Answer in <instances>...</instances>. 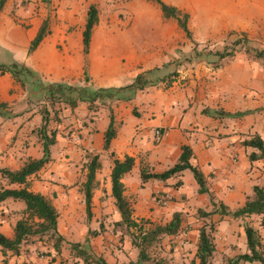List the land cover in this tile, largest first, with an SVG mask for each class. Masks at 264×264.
<instances>
[{"label": "crops", "instance_id": "0c3cea01", "mask_svg": "<svg viewBox=\"0 0 264 264\" xmlns=\"http://www.w3.org/2000/svg\"><path fill=\"white\" fill-rule=\"evenodd\" d=\"M21 1L5 0L0 9V46L13 50L15 43L19 42L23 46L21 47L23 53L17 60L48 82L61 81L71 84L81 81L83 66L86 63L87 85L119 86L120 83L116 76L124 74L132 78L140 70L159 67L171 57L174 49L186 40L176 22L172 18L162 16L152 36L146 39L140 34V28L149 25L144 24V21L139 23L137 19L138 16H144L147 13L146 10L153 11L152 6L145 4L147 9L141 14L134 7L132 0L127 2L110 0L111 2L106 5L108 10L112 11L115 7H120L130 14V17L127 21H122L121 28L103 29L98 13V21L91 33L88 53L83 56L81 30L86 7L93 3L99 9L105 1L47 0L49 3L42 4L35 0H28L26 3ZM186 2L176 7L187 11L189 18L198 7H201L203 16L212 21L209 24L217 26L229 25L242 28L246 21L244 12L252 9V2L249 0H186ZM43 19L48 21V32L36 48L26 54L25 47L35 35ZM145 21L149 23L148 20ZM98 42L101 43L102 52L106 53L100 65L93 61V48ZM189 49V46L184 44L181 51L188 52ZM229 63L223 64L215 71H210L208 68L201 71L200 75L205 74L208 81L203 79L198 81V68H187L169 86L165 87L159 82L138 90L126 102L114 104L113 118L116 134L110 141L108 150H101V135L107 120L102 121L101 128H96L95 133H90L88 129H85L84 131L87 132L85 138L94 139L97 150L93 154H97L99 162V167L95 172L96 184L93 191L96 192L98 188H103L107 196L106 200L112 199L113 201L110 195L111 157H109V152L112 151L114 157L118 159L129 155L133 157V165L127 173L122 175L121 182L124 188L123 195L132 208V218L134 220L136 218L154 220L160 209L170 207L173 213L172 202L165 199L164 206H160L157 204L159 199L156 194L168 198L174 192L155 185L149 191L146 201L133 198V193L137 192L140 184H145L141 182L137 174L142 165H146L149 172H161L167 169L176 162L180 146L183 144L191 149L192 155L189 162L202 172L205 185L214 200L224 204L228 210L232 211L241 207L246 199L251 198L253 186L264 190V159L249 160L248 155L258 153V151L251 146L241 144L254 133L264 140V97L260 100L257 95H264V82L260 84L259 89L254 90L250 86L251 92L246 88L232 91L231 87L225 86V83L238 81V76H227L228 72L233 69L228 66ZM233 66L238 67L239 70L242 68L237 64ZM95 68L101 70L97 73L98 77L97 74L95 76ZM184 77L188 80L180 81ZM195 83L196 86H194ZM258 90L260 93H257ZM25 93L26 90L13 81L9 74H0V101L5 102L8 106L7 110L13 114L8 122L0 115V167L10 170L18 169L28 158H38L41 155V144L35 131L41 124V114L38 111L40 106L25 104ZM79 105L80 102L74 108L80 107ZM13 108L16 110L13 111ZM61 109L64 112L62 105ZM211 109H218L225 113L237 111L249 113L239 117L203 113V110ZM132 110L136 114L131 112ZM156 128L161 131V139L152 144L147 141V138H153V130ZM103 159L107 161L105 165H103ZM44 166L37 173H42ZM184 170L175 177L166 179L162 184L173 189L171 184L176 179H180L182 183L181 177ZM33 175L27 178V189L41 193L48 198V183L32 181ZM22 186L23 184L8 183L0 176V189ZM52 189L59 192L56 187L50 188V191H53ZM200 195L207 197L206 194ZM23 208L24 204L20 200L6 198L0 202V233L6 237L12 236L13 225L23 215ZM114 211V220L118 221L119 216L115 207ZM236 218L244 219L248 222L247 225L257 229L260 241L264 244V225L259 226V221H257V219L264 220V214H248ZM243 227H241L239 237L242 253L246 251ZM129 248L128 245L127 249ZM97 251L107 264H127L128 262L125 254L127 250L118 249L115 258L107 255L105 243ZM127 254L129 257L132 256L134 250ZM24 257L25 255L10 257L8 263L17 264L23 261ZM28 257L32 262L26 260V264H43L32 253H29ZM2 258L0 249V264ZM246 263L254 262H243V264Z\"/></svg>", "mask_w": 264, "mask_h": 264}, {"label": "rangeland", "instance_id": "374dc122", "mask_svg": "<svg viewBox=\"0 0 264 264\" xmlns=\"http://www.w3.org/2000/svg\"><path fill=\"white\" fill-rule=\"evenodd\" d=\"M27 1L28 0H22L21 2L26 3ZM35 1H38L41 4L49 3V1L47 0ZM101 1H105V4L99 6L98 9L102 28H121L123 26L122 21H127L130 17V14H128L123 8L120 7H115L112 11H110L107 9L108 7H106V5L111 1ZM115 1L119 2V0ZM120 1L127 2L130 0ZM132 1L136 10L141 14L147 9V5L145 7V4H149L152 6L151 9H153V11L148 9L146 10L147 13L144 14V16H138L137 19L139 23L140 21H144V24L147 23V25H149L147 27L144 26L143 28H140V34L148 39L152 36L153 31L156 29L155 26L158 24L157 22L163 16L160 15V10L157 4L151 0ZM161 1L173 6L184 5L185 3H187L186 0ZM249 1L252 2V9L246 10L244 12L246 21L242 28L239 26H217L209 24L210 22L212 23V21L203 16L204 13L201 7H198V9L192 13L190 18L189 13L186 11L188 14L187 27L191 34V40L196 41L199 44L209 43L210 45L214 43L219 45L222 42H227L229 39L233 38L235 35H231L228 38L226 34L231 30H235L237 32H244L253 44L264 45V0ZM194 6L195 4L193 5V7ZM200 6L202 5L200 4ZM145 20H148L149 23ZM184 44L189 46V48H191L192 46L191 41L186 38L184 42L178 45L179 47L174 49L171 57L168 58L164 63H161L159 65V67H161V65L170 62L167 69L176 70L177 72L174 80H177V76L183 70L187 68H198V81L201 79H203L204 81H208V78L207 76H205V74L200 75L201 71H204L207 68L210 71H215L216 69H220L223 64H228V62H230L228 66H230V68L232 67L233 69L228 72L229 74H227V76H238V81L234 83H225V86L231 87L232 91H236L240 88H246L251 92V90L249 89L250 86L254 90L257 88L259 89L260 84L264 82V67L262 66V64L259 61H254L248 58L247 55L242 52V50L237 51L232 58H223L217 67H213L212 61L214 59L212 57H208L204 60H199L198 62H192L190 64L182 61L181 65H176L174 64V62L177 60H182V54L187 53V51H181V48H183ZM21 47L23 46L19 42L15 43L13 50L12 48L8 49L6 47L0 46V63L8 64L11 61L19 62L17 59L20 58L23 53V49ZM27 47H25L26 51ZM93 52V61L97 62L98 65H100L99 63L103 61V57L106 56V53L102 52L101 43L98 42L95 45V47L93 48ZM235 64L241 66L242 68L240 70L238 67L235 68L233 66ZM86 66V63H84L83 73L88 76ZM99 68L101 69V67ZM113 69L116 70L117 68ZM94 71L95 76L98 72H101V70L99 71L97 70V68H95ZM36 74L39 76V79L42 82V86L46 87L47 83H55L48 82L44 80L41 75H39L38 73ZM83 76L84 75H82L81 81H76L68 85L74 86L78 90L83 91L89 90L90 88L94 89L99 87L95 85L93 86L91 84L87 85V81ZM116 78L120 83L119 86L125 85L132 81L131 77L124 74L118 75L116 76ZM249 78L251 80H249ZM187 80L188 78L184 77L180 81L183 82ZM161 83L163 86L165 85L164 82ZM37 85L38 84L32 85V83H30L26 84L23 88L26 90V97L24 100L25 104L29 103L34 107L40 106L38 108L39 113H41V110H43L44 108L48 110L47 128H56V141L53 145L50 146L51 160L47 164H45L42 173H34L32 181H44L48 183L47 190L49 191L50 197L48 198L50 199L51 203L53 201L52 204L57 211L56 229L63 240L59 242L57 252L52 247L53 239H51L48 234H45L41 237L40 240H32L22 243L17 254L4 252V254H2L3 258L1 259V264H9L8 260L10 259V257H18L21 255H25L24 260L19 261L17 264H21V262L23 264H26V260L31 261V259L28 257L29 253H32L33 256L39 259L43 264H85L81 258L75 255V251L70 248L69 242H77L81 246L85 247L91 254L101 257L102 255L98 253L97 250L104 246L105 243L106 250L108 251L107 255L115 258L116 251L118 249L122 251L127 250L125 253L128 257L127 264H134L138 260V248L131 244V232L133 231V229H131L132 231L130 232V230L126 229L124 226L115 224L116 221L113 217L115 211L112 199L106 200L107 196L105 195V190L103 188H98V191L96 192L92 191V215L89 219H87L84 213L82 195V182L85 179L86 162L97 150L94 144V139L85 138L87 137V132H85L84 130L88 129V132L95 133L97 131L96 128H101L102 121L108 120L109 108L111 109L113 114L114 104H117L118 102H113L111 105L104 106L100 105L98 101H95L94 105L96 108L94 110L87 109L86 102H80V107L70 108L62 101L50 100L46 95L47 92L44 91L41 87L38 88L39 86ZM196 85L197 84L195 83L194 86ZM255 85L258 86L256 87ZM257 93H260V91L258 90ZM257 95L259 96L260 100H262V98L264 97L263 94ZM252 100L258 101L257 99ZM50 101L52 105L50 104ZM61 105L64 107V112L61 109ZM15 110L16 109L13 108V111ZM209 111L211 112V114H215L213 111L220 112L218 111V109H211ZM131 112L136 114L134 110H132ZM246 113L248 114L249 112L246 111ZM0 115L7 122L13 116V114H11L9 110H7V113H0ZM229 117L234 116L230 115ZM36 130L37 129H35V131ZM36 135L38 136L37 131ZM147 141L151 142L152 144L156 143V141H154V138H147ZM101 150L103 149L101 148ZM105 154H107L108 156L107 152H105ZM102 162L103 165H105L107 161L103 159ZM137 174L139 173L137 172ZM181 179L182 183L179 186L175 187L172 183L171 186L173 187V189H170L167 188L169 186L162 184V180L155 179L153 181V179L150 178L144 181V185L140 184L138 186L137 192L133 193V198H138L142 201H146L148 200L149 191L152 189V187L157 185L161 188H165L169 192H174V194L172 196H169L168 198L156 194L157 198L160 200L159 202H157V204L160 206H164V201L165 199H167L168 201L172 202L174 210L173 212H175L176 210L180 213V230L175 235L162 236L158 240L152 242L150 245L144 247L147 258L143 259L142 262L148 264H197V258L195 256L197 245V228L204 223L205 231L210 235L211 241L214 244V250L211 256L208 258L207 264H229V258H233L235 255L242 253V245L239 237L242 229L241 227L245 224H248V222H246L244 219H235L230 215H226L224 217V215L212 213L211 211L213 210V207L209 203L208 198L197 193V184L195 183L189 169H185L183 171ZM53 187L58 188L59 192H57L56 189H52L53 191H50V188ZM171 210L172 207L166 208L164 210L160 209L154 220L145 218L148 222L142 223L145 227L149 226V224H164L166 221H168L167 218L170 219L172 214ZM201 212H211V214L208 216H204L201 214ZM136 221H139V218H136ZM257 221L260 222L259 219H257ZM209 224H211L212 230L209 228ZM89 230H96L98 231V234L97 236L89 237L88 241L85 242L84 238L87 236V232ZM128 245L130 246L129 249H127ZM124 246H126V249L124 248ZM131 250H134V254L129 257L127 252ZM91 264L95 263L92 262ZM251 264L259 263L254 262Z\"/></svg>", "mask_w": 264, "mask_h": 264}, {"label": "trees", "instance_id": "16d2710c", "mask_svg": "<svg viewBox=\"0 0 264 264\" xmlns=\"http://www.w3.org/2000/svg\"><path fill=\"white\" fill-rule=\"evenodd\" d=\"M157 4L161 15L164 18H172L175 20L177 27L184 33L185 37L192 43L190 50L182 54V60L174 62L176 65H181L184 61L187 64L198 62L199 60L212 57L214 60L213 67H217L223 58H232L237 51L242 50L248 58L259 61L264 67V45L253 44L251 40L242 31L231 30L227 32V37L235 35L227 42L221 44L203 43L199 44L191 40V34L187 27L188 14L180 10L176 6L166 4L161 0H151ZM5 0H0V9ZM98 21V9L95 4L90 3L86 7L85 20L81 30V51L83 56L88 53L90 38L93 27ZM48 21L43 19L40 23L35 35L30 40L27 47V54L32 52L42 38L48 32ZM170 62H167L161 67H152L149 69L140 70L137 72L132 81L121 86H106L90 88L83 91L76 87L68 85L63 82H55L42 86L39 76L28 66L21 62L11 61L8 64L0 63V74L7 73L10 77L24 88L26 84H38V88L46 91V95L50 100L62 101L70 108H74L78 102H86V108L94 110L95 101L100 105H111L113 102H124L132 98L137 90L144 87L155 85L157 82H164V86H169L171 81L175 79L176 70L167 69ZM84 79L87 81V76L83 73ZM50 104L52 105L51 101ZM7 104L0 101V113H7ZM110 107V106H109ZM215 112V114H222L227 116H240L243 112L225 113ZM206 114H211L208 110H203ZM41 124L37 128V134L41 144V155L38 158H28L16 170H10L6 167H0V176L5 178L8 183L23 184L20 188H3L0 189V202L6 198L12 200H20L24 204L22 210L23 215L15 221L13 225V233L11 237H6L0 233V249L2 254L9 251L13 254L19 252L22 243L40 240L45 234H48L53 239L52 247L58 252V245L63 238L58 234L56 229L57 211L50 199L41 193L33 192L27 189V178L39 171L45 164L51 160L50 146L56 141V128H47L48 110H41ZM214 115V114H211ZM116 134L114 118L111 109L108 111L107 124L101 135V148L103 150L109 149L110 141ZM242 145L251 146L257 149L258 153H250L249 160L263 158L264 159V140H262L256 133L241 142ZM191 149L187 145L180 146V153L176 162L161 172H149L146 165L139 168V177L141 182L147 179H157L165 181L170 177H175L184 169H189L192 177L197 184V193L206 194L209 203L213 207L212 213L219 215H230L235 218L241 215L248 214H264V190L261 187L253 186L252 197L245 200L244 204L232 211L219 201H215L213 195L208 191L205 185V179L202 172L196 166L189 162L191 157ZM111 157V167L109 172L110 195L113 198V205L118 213L119 220L115 222L116 225H122L131 232V244L138 248V260L134 264H148L142 262L147 258L144 247L150 245L152 242L158 240L162 236L175 235L180 230V213L175 211L171 214L170 219L164 224H149L145 227L142 222H148L146 219L140 218L136 221L132 218V208L123 195V184L121 177L127 173L133 165V157L124 155L122 159L114 157L112 151L109 152ZM97 154H93L86 162L85 179L82 182V195L84 204L85 217L89 219L92 215V191L95 188V172L99 167ZM175 187L181 184L180 179H176L173 183ZM157 197V196H156ZM211 212H201L202 215L208 216ZM260 226L264 225V220H260ZM209 228L212 230L211 224ZM210 230V231H211ZM134 232V233H133ZM245 236L246 251L235 255L228 259L229 264H242L243 262H258L264 264V244L260 241V235L257 229L245 224L243 227ZM98 231L89 230L84 241L87 242L89 237L96 236ZM69 246L75 251V255L83 260L85 264H107L101 256H95L87 251L77 242H69ZM214 250V244L211 241L210 235L205 231V224L203 223L197 228V245L195 256L197 264H207L208 258ZM130 264V263H129ZM156 264V263H153Z\"/></svg>", "mask_w": 264, "mask_h": 264}, {"label": "built area", "instance_id": "2783aa9c", "mask_svg": "<svg viewBox=\"0 0 264 264\" xmlns=\"http://www.w3.org/2000/svg\"><path fill=\"white\" fill-rule=\"evenodd\" d=\"M153 138H154V141L156 142H158L161 139V131L158 128L153 130Z\"/></svg>", "mask_w": 264, "mask_h": 264}]
</instances>
